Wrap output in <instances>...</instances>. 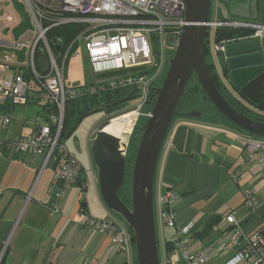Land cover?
I'll return each mask as SVG.
<instances>
[{
    "label": "built area",
    "instance_id": "2783aa9c",
    "mask_svg": "<svg viewBox=\"0 0 264 264\" xmlns=\"http://www.w3.org/2000/svg\"><path fill=\"white\" fill-rule=\"evenodd\" d=\"M8 1L4 0V2ZM20 1L31 18L37 38L29 43L21 39L5 38L11 26L18 22L20 25V13L14 7L2 10L3 14L0 16V23H2L0 26V128L10 126L14 119L13 115L2 112L3 107L24 106L29 103L30 97H35L52 105L49 118L51 123H55L53 129L57 131L52 130L49 119L45 125L41 126L37 136L7 142L0 139V154L9 151L10 153H26L30 156L43 155L47 164L58 144L67 100L109 90L126 89L130 93L134 92L133 99L137 98V101L120 111V115L117 111L115 112L117 115L112 113L115 116L109 118V122L122 118L123 129L114 127L108 133L119 139V149L127 158L129 138L133 136L140 119L151 116L154 104L152 108H146L151 91L163 84L170 66L169 60L176 51L174 44L180 40L183 27L187 23L184 18L186 6L183 0ZM211 2L213 15V21L210 22L209 43L211 59L214 52L215 54L224 52L227 43L254 38L264 41V7L262 18L249 20L230 17L228 11L220 6V0H211ZM69 23L81 24L84 28L72 42L64 45V48L61 40H56L51 45L47 37L48 32L52 28ZM222 27L249 32L229 40L217 41L216 31ZM58 44H61L60 52L56 50ZM81 44H84L88 59L95 67V74L102 75L106 72H114V74L110 77H97L98 80L86 85L68 86L65 82L66 64L71 57L79 56ZM39 47L47 61V67L43 72H38L35 64V55ZM25 48H28L30 53L29 60L23 62L20 60V53ZM12 64L17 65V71L9 77L3 76ZM26 66L31 68L34 79L38 83V89L24 78L23 70ZM97 130L98 128L94 133ZM244 147L251 156L259 154L260 162L264 163L263 139L247 136ZM60 149L65 148L61 146ZM66 155L59 168V177L63 181V186L54 194V200L50 204L54 212L61 211L59 202L65 190L71 186L78 187L76 183L83 171V165L76 154ZM89 185L90 182L85 181L78 188L80 191H85ZM243 193L249 214H253L260 206L256 192L253 189H246ZM179 199L180 194L173 189H167L155 195L157 220L164 228H176V216L172 206ZM225 220L229 223V227L219 230L215 241L197 249H192L190 240L183 238L191 230L192 225L178 230L173 244L174 248L181 251L182 261H173L171 254H167L163 245L160 248L163 252L160 264H204L212 259H223L224 264H264L263 228L255 233L247 234L241 220L237 219L234 213L225 216ZM88 223L109 236L116 252L126 258L127 264H132L133 233L120 215L108 209L106 219L90 217ZM215 226L217 227V224ZM6 252L7 246H2L0 264Z\"/></svg>",
    "mask_w": 264,
    "mask_h": 264
},
{
    "label": "crops",
    "instance_id": "0c3cea01",
    "mask_svg": "<svg viewBox=\"0 0 264 264\" xmlns=\"http://www.w3.org/2000/svg\"><path fill=\"white\" fill-rule=\"evenodd\" d=\"M222 7L228 11V15L242 18L232 5L225 3ZM251 13L254 14V11ZM261 16L262 10L259 7L256 20ZM22 20L20 13V24ZM29 53L30 50L25 48L20 53V60H29ZM221 59L222 54L214 52L212 61L216 65V75L231 87L221 70ZM39 60L40 67L45 68L47 62L43 51ZM15 70L17 65L12 64L3 76L14 75ZM95 77L97 76L94 75V79ZM98 77L101 78L100 75ZM32 86L38 89L37 86ZM15 109L16 107L10 114L17 112L18 115L11 126L17 118H24L21 121L25 126H31L32 121V134L11 137V126H8L0 128V138L13 141L37 136L43 126L39 125L40 121L47 118L46 114L40 116L44 112L42 110H45L43 101L33 99L17 111ZM247 136L249 134L243 130L219 120L214 121L211 117L191 118L182 115L174 120L162 150L155 183V195L167 189H173L180 194V199L172 206L176 216V228L157 225L160 248L164 245L173 261H182V253L174 248L173 242L178 230L189 225H192L191 230L183 238L190 240L192 249L215 241L219 230L229 227L225 216L230 213H234L241 220L247 234L264 229V163L260 162L259 154H248L244 147ZM91 140L92 137L90 144ZM0 155L8 156L11 163L27 162L29 165L25 172L23 170L19 174L1 177L0 207H5L0 213V242L9 241L2 264H127L126 258L116 252L110 237L88 223L90 217L106 219L108 216V207L102 198L91 148L87 149L83 161L79 159L86 171L84 177L90 185L85 191H80L76 186L68 187L59 202L60 212H54L50 206L54 200V191L58 188L57 172L52 164L46 167L43 155L28 158L24 154L15 153ZM246 189L255 190L260 203L253 214H249L245 204L243 192ZM10 209L12 211L7 217ZM214 219L217 227L210 225ZM133 249L131 262L136 264L135 245ZM160 257H163L162 251ZM204 264L224 263L223 259H212Z\"/></svg>",
    "mask_w": 264,
    "mask_h": 264
},
{
    "label": "water",
    "instance_id": "95a60500",
    "mask_svg": "<svg viewBox=\"0 0 264 264\" xmlns=\"http://www.w3.org/2000/svg\"><path fill=\"white\" fill-rule=\"evenodd\" d=\"M228 1L220 0L224 3ZM183 2L186 6L184 18L187 23L183 27L180 40L174 44L176 51L169 60L170 66L163 84L154 88L156 100L151 116L143 125L132 165L131 205H127L119 196L126 176L127 158L119 149V139L104 129L110 123L109 120L99 126L91 140V155L97 169L102 198L108 209L120 215L130 227L137 264H160L161 261L155 210L158 165L178 107L194 75L207 101L220 114L250 137L264 139V121L254 119L234 107L211 74L205 53V47L211 40L210 22L213 21L211 0ZM232 7L237 9L238 16L256 20L259 7L261 10L264 7V0L245 2L234 0ZM56 50L61 51V44L56 46ZM221 54L232 90L231 87L227 88L236 99L248 98L251 102L257 103L264 90V41L254 38L230 42L225 45V50ZM224 67L221 69L223 75ZM134 97V92H131L124 98L116 99L111 105L130 101ZM105 108L106 105L97 106L87 111L83 117L103 111ZM185 116L202 118L204 113L193 110L187 112Z\"/></svg>",
    "mask_w": 264,
    "mask_h": 264
},
{
    "label": "trees",
    "instance_id": "16d2710c",
    "mask_svg": "<svg viewBox=\"0 0 264 264\" xmlns=\"http://www.w3.org/2000/svg\"><path fill=\"white\" fill-rule=\"evenodd\" d=\"M10 1L12 2L14 8H16L17 10H19V12L22 15V23L16 27V29L14 31L15 32V36H17L18 38L23 34V32H25L24 30H27L29 28H31L32 22L30 20V17L27 13V11L25 10L24 5L20 2V0H9L8 2H4L6 5H8V7L12 8ZM228 5V3H226ZM259 5V3H258ZM3 14V11L0 10V16ZM230 17H234L231 14L229 15ZM238 18V17H237ZM262 18V16H261ZM84 28V25L81 24H77V23H69V24H65V25H61L55 28H52L49 32H48V40L50 42L51 45H53V43L55 42L54 40H61L63 43V48L64 45H67L68 43L72 42L73 39L81 32V30ZM249 31L248 30H243V29H233V28H218L216 31V40L217 41H222V40H229L232 38H236L239 36H243L245 34H247ZM205 53L207 56V60L208 63L210 64V71L211 74L214 77V80L216 82L215 76L216 72V65L215 62L212 61L211 59V54L209 52V44L206 45L205 47ZM42 56V50L41 47H39L37 49V53L35 55V64H36V68L38 72H43L44 68L40 67V57ZM47 62V61H46ZM40 64V65H39ZM225 65V63H224ZM47 67V65H46ZM225 68V67H224ZM17 71V70H15ZM114 74V72H106L105 74L100 75L101 77H109L112 76ZM224 75L227 78V80L229 79V74L225 68L224 70ZM23 76L24 78L30 83V82H34L36 85H38V83L36 82V80L34 79V76L32 74V70L29 66H26V68H24L23 70ZM222 80V78H219ZM223 81V80H222ZM219 81L220 84L218 82H216V84L218 85V87L220 88V90L222 91V93L226 96V94L224 93L223 90H225L228 86L222 82ZM31 84V83H30ZM226 87V88H224ZM228 89V88H227ZM38 91V90H37ZM130 93V91L126 90V89H115V90H109L103 93H98V94H94V95H85L79 98H75V99H69L66 102V106H65V116H64V123H63V127L58 139V144L57 147L55 148L52 157L49 159L47 166L48 167L50 164H52V166L54 167V169L57 172V190L54 191L55 193L59 190L62 189L63 186V181L61 179V177H59V168L63 163V159L66 158V154L69 153H73L74 152L68 150L64 145H63V137H68L69 135H72L74 133V131L78 128L79 123L82 121V117L84 116V114L89 111L92 110L93 108L100 106V105H106L107 109L106 111H108L109 113H114L116 110L120 109V104L118 105H111V103L113 101H115L118 98H124L126 97L128 94ZM231 93V92H230ZM242 98H244L243 96H241ZM226 98L231 102V104L236 107L237 109H239L241 112H243L244 114L260 120V121H264V90L262 92V95L260 97V100L257 103H253L251 102L248 98H244L242 100H238L234 97V95L231 93V96H226ZM31 99H36L35 97H30ZM38 99V98H37ZM156 99V93L154 92V90L151 91V97H150V101L148 106L146 107L147 109L152 108L154 102ZM29 100V101H30ZM40 100V99H38ZM206 104V106L208 108H206V112L202 111L204 113V117H208V118H212V120L216 121L215 119H219V121L226 123L227 125L230 126H234L236 128H238L237 126L233 125L229 120H227L222 114H220L217 109L210 103L207 101V97L205 95V93L203 92L199 82L197 81L196 76L194 75L191 79L190 82L186 88L185 94L180 102V105L178 107V112L174 118V120L178 117V116H185V114L191 110L194 109H200V110H204L203 108V104ZM52 105L50 103H46L43 102V107L46 110V122L49 120V117L51 115L52 112ZM14 107H16L15 105H7L6 107L2 108V112L4 111L6 114L11 115L10 113H12ZM109 107V108H108ZM115 110V111H114ZM209 110H211L213 113L209 114ZM215 117V118H214ZM142 119V118H141ZM140 119V120H141ZM218 121V120H217ZM12 124V123H11ZM49 125L51 126L52 130L54 132H56L57 130L53 129L55 126V123H51V119L49 120ZM239 129V128H238ZM139 133V135L141 136L142 131L140 128V121L138 122L135 131H134V135L136 133ZM27 137H32V136H27ZM2 139V138H0ZM4 141H12V140H7V139H2ZM63 146L65 149H60V147ZM4 151V150H3ZM4 153H7L4 151ZM8 153H10L8 151ZM17 154H24L25 156H27V158L30 156L29 154L27 155L26 153H20L17 152L15 153V155ZM135 154H136V150H134L133 152L129 150L128 156H127V168H126V176H125V180H124V184L123 186L120 188L119 190V196L122 198V200L127 204V205H131V171H132V165L134 162V158H135ZM59 167V168H58ZM85 170L82 171V173L80 174V177L78 179V182L76 183V185L78 187H81L83 185V183L86 180L85 176ZM54 193V194H55ZM53 194V197H54ZM82 210H85V206L82 207ZM214 221H216V219L212 220V224L210 225H215ZM219 221V219L217 220V222ZM220 222V221H219ZM218 222V223H219ZM264 232V229H263ZM137 264V262H136Z\"/></svg>",
    "mask_w": 264,
    "mask_h": 264
},
{
    "label": "rangeland",
    "instance_id": "374dc122",
    "mask_svg": "<svg viewBox=\"0 0 264 264\" xmlns=\"http://www.w3.org/2000/svg\"><path fill=\"white\" fill-rule=\"evenodd\" d=\"M20 2H22V1H20ZM10 3H11V6L14 7L11 1H10ZM222 5H225V3L221 2L220 6L222 7ZM7 9H9L8 5H6L4 3V0H0V10H7ZM18 24H19V22L15 25L11 26V30L9 32H7L4 37L7 39H10V40L21 39L27 43L33 42L37 38L36 30H35L33 25H32V28H30L28 30H24L25 32H23V34L19 38L17 36H15L16 31H14V30L16 29ZM1 25H2V23H0V26ZM81 42H82V40H81ZM42 62L44 64V60ZM95 73H96L95 67L91 64L90 60L88 59L84 44H81V46L79 48V56L71 57L66 64L65 82L68 86H71V87H77L78 85H84V84L90 83L94 80H98L97 77L99 76V74H95ZM94 75L97 76V77H95V79H94ZM223 82H224V80H223ZM31 84L34 86H37L33 82H31ZM31 100H33V99H31ZM136 101H137V98L120 104L121 108L116 110L117 112H119L118 115H120V111L125 110L128 106L134 104ZM20 107H24V106H17L15 111H17V109H19ZM31 107H33V106H31ZM203 108H204V110H202V111L206 112V108H208V107L206 106L205 103L203 104ZM42 111H44V112H41L40 116H43L46 114L45 110H42ZM208 113L211 114L213 112L211 110H209ZM16 115H18L17 112L15 114H13L14 118L16 117ZM115 115H117V113H115ZM115 115L112 113H109L106 110H103V111H99V112H96V113H93L89 116L84 117L82 119L81 123L79 124L78 128L74 131V133L72 135H69L68 137L67 136L63 137V145L68 150L76 153L77 156L79 157V159H81L83 161V157L85 156L87 149L91 148L92 141L90 144V141H89L91 138L90 136H92L94 131L97 128H99L100 125L107 122L109 120V118H111ZM29 117L31 120L33 119L32 116H29ZM21 120L23 121L24 118L23 119L17 118L16 122H14L12 126L10 125L11 126V129H10L11 137H20L22 135L32 134L31 132H32V127H34L33 126L34 123L32 124V121H31V126H25V125H22ZM147 120H148V118H146V117H143L140 120L141 131H143V125L147 122ZM215 120L217 121L219 119H215ZM46 123L47 122L44 118L40 121L39 125H45ZM4 136H5V132H4ZM139 143H140V135L137 132L135 134V136H132L129 138V150L132 152L134 150H137ZM9 160H10V158H8V156L0 155V183H1L2 175L19 174L23 170L25 172V170L29 166V165H27V162L26 163H20V162L11 163V161H9ZM3 202H4V200H2L1 203H3ZM4 207L5 206L0 207V209H1L0 213L2 210H4ZM11 211H12V209H10L8 211V213L6 214L7 217L10 216ZM1 215H4V214H1ZM156 222L158 225L159 222L157 220V215H156ZM8 244H9L8 240L7 241L6 240L1 241L0 242V248L2 246H5V245L8 247ZM5 256H4V258H5Z\"/></svg>",
    "mask_w": 264,
    "mask_h": 264
},
{
    "label": "bare ground",
    "instance_id": "6f19581e",
    "mask_svg": "<svg viewBox=\"0 0 264 264\" xmlns=\"http://www.w3.org/2000/svg\"><path fill=\"white\" fill-rule=\"evenodd\" d=\"M122 120L123 119L121 118V119H114V120L110 121V123L105 127V131L108 132L114 127L122 130L123 129L121 127V123H123Z\"/></svg>",
    "mask_w": 264,
    "mask_h": 264
},
{
    "label": "flooded vegetation",
    "instance_id": "af4514ba",
    "mask_svg": "<svg viewBox=\"0 0 264 264\" xmlns=\"http://www.w3.org/2000/svg\"><path fill=\"white\" fill-rule=\"evenodd\" d=\"M232 1H233V3H234V0H229L227 3L228 4H231L232 5ZM236 9V8H235ZM223 59H224V57L222 56V61H221V64H222V67H224V62H223ZM215 76V79H216V82H218L219 84H220V82L219 81H222L221 79H219L220 77L218 76V75H214ZM221 85V84H220ZM224 88H226V87H224ZM224 91V93L226 94V96H231V93H230V90L229 89H225V90H223ZM109 108V107H108ZM107 109V107L104 109V110H106ZM84 118V117H83ZM81 123V122H80ZM79 123V124H80Z\"/></svg>",
    "mask_w": 264,
    "mask_h": 264
},
{
    "label": "clouds",
    "instance_id": "9594fccd",
    "mask_svg": "<svg viewBox=\"0 0 264 264\" xmlns=\"http://www.w3.org/2000/svg\"><path fill=\"white\" fill-rule=\"evenodd\" d=\"M221 3V2H220Z\"/></svg>",
    "mask_w": 264,
    "mask_h": 264
}]
</instances>
